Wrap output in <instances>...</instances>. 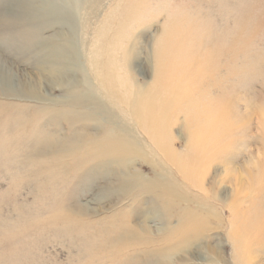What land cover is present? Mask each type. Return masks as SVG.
Masks as SVG:
<instances>
[{
    "label": "rangeland",
    "instance_id": "rangeland-1",
    "mask_svg": "<svg viewBox=\"0 0 264 264\" xmlns=\"http://www.w3.org/2000/svg\"><path fill=\"white\" fill-rule=\"evenodd\" d=\"M0 264H264V0H0Z\"/></svg>",
    "mask_w": 264,
    "mask_h": 264
},
{
    "label": "bare ground",
    "instance_id": "bare-ground-1",
    "mask_svg": "<svg viewBox=\"0 0 264 264\" xmlns=\"http://www.w3.org/2000/svg\"><path fill=\"white\" fill-rule=\"evenodd\" d=\"M197 77H198V75H197ZM153 92V91H152ZM155 92V91H154ZM135 100V99H134ZM137 100V99H136ZM217 105V104H216ZM151 135V134H150ZM153 139V138H152ZM105 150H107L109 153H110V155H118L119 154V149L115 146V145H113V146H111V147H106L105 146ZM157 152H159L160 153V151H161V149H157L156 150ZM162 152V151H161ZM124 154V153H123ZM162 154H163V152H162ZM165 154V153H164ZM163 154V155H164ZM122 155V154H121ZM199 163V162H198ZM195 165V164H194ZM205 166V165H204ZM209 166V165H208ZM194 170V169H193ZM197 170V169H196ZM175 173H177L176 171H174ZM195 175V174H194ZM156 183V182H155ZM192 183V182H191ZM190 184V183H189ZM192 186V185H191ZM160 198H162V199H164V200H166L164 197H160ZM168 199V198H167ZM167 201H170V204L173 206V207H176L175 205H174V203L172 204V200H167ZM234 201V200H233ZM235 204H237L236 202H235ZM232 213V212H231ZM230 213V214H231ZM237 213H239V210L237 209V207H234V211H233V215H232V217H234V215H236ZM186 243V242H185ZM187 245V244H186Z\"/></svg>",
    "mask_w": 264,
    "mask_h": 264
}]
</instances>
